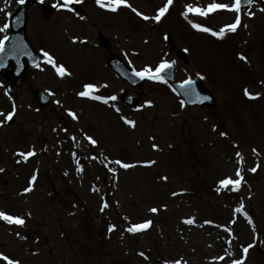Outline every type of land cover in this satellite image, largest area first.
Returning <instances> with one entry per match:
<instances>
[{
	"label": "rangeland",
	"instance_id": "374dc122",
	"mask_svg": "<svg viewBox=\"0 0 264 264\" xmlns=\"http://www.w3.org/2000/svg\"><path fill=\"white\" fill-rule=\"evenodd\" d=\"M96 1L81 0L90 14L82 16V24L71 14H46L41 8L45 6H36L47 0L30 4L27 31L47 55L44 66L15 90L13 101L0 90V211L25 220L19 225L0 218V253L20 264H233L235 260L264 264V123L259 124L264 121V12L248 22L241 12L232 42L234 32L225 26L238 13L231 10L207 16L187 12L193 26L200 23L213 32L223 29L220 37L196 27L189 31L175 10L156 23L153 15L159 14L161 0H127L118 6L108 0L114 13L103 17L98 14L101 10L90 8ZM189 1L188 5L203 8L233 3ZM16 2L0 0V41ZM129 2L131 7L124 5ZM94 12L99 18L92 16ZM98 29L112 50L139 70L155 69L173 57L179 60L180 78L199 70L206 81L218 85V102L211 111L188 110L179 98L151 84L145 86L148 96L138 110H123L115 100L128 87L104 68L108 53L98 47ZM42 32L51 37L42 41ZM75 37L89 39L92 46L74 44ZM238 52L254 63L246 87L259 95H248V102L237 95L246 103L237 98L234 104L235 97L228 102L225 94L236 95L239 88V64L234 58ZM53 55L72 67L76 78L66 72L60 81L62 77L48 69L49 57L56 63ZM244 72L241 69L240 74ZM85 82L96 86L89 96L109 94L115 99L104 106L78 101L76 89ZM33 86L48 88L54 97L44 113L32 109ZM224 106L230 115H224ZM10 111L13 123L6 118ZM248 118L257 122V131L247 127L243 138ZM245 139H260L254 145L259 144V155ZM30 151L35 154L21 155ZM125 163L131 167L124 168ZM228 178L241 182L225 187L221 181ZM26 187L32 191L25 192ZM190 219L194 223H188ZM147 220L152 224L146 229L128 231ZM236 220L238 224L231 227ZM249 244L254 247L245 256L243 248ZM0 264L7 261L0 259Z\"/></svg>",
	"mask_w": 264,
	"mask_h": 264
},
{
	"label": "snow or ice",
	"instance_id": "6c2138e0",
	"mask_svg": "<svg viewBox=\"0 0 264 264\" xmlns=\"http://www.w3.org/2000/svg\"><path fill=\"white\" fill-rule=\"evenodd\" d=\"M98 3H101L103 5V2L104 0H97ZM173 2V0H167V4L165 7H161L159 9V15H157L155 17L156 20H160L161 17L168 11V5H171ZM249 3L252 2V0H248ZM111 3L113 5H120V4H123V3H127V0H111ZM241 3H242V0H235L234 4H227V3H211L209 5H207L206 8H203V7H194L193 5H188L187 8H188V11L189 12H196L197 14L199 15H202V16H207L210 12H214L216 10H231V11H234L236 13H239L241 11ZM129 7H131V5H128ZM251 14V13H250ZM141 15H143V13H141ZM145 19H148V17H145ZM241 23V20H240V17L239 15L236 17L234 23L232 24H229V25H226L225 27L230 30V31H235L237 26H239ZM194 27L198 28V29H202L206 32H212L213 35H216V36H220V37H223L224 36V30L221 29L219 31H215L213 32V29L210 28V27H204L202 24L200 23H196L194 24ZM5 39H7V37H5ZM3 47V44L2 42H0V49H2ZM45 55H47V53H45ZM246 59V58H245ZM49 62H54L52 61V58L49 57ZM170 63L168 61H163L159 64V66L157 68H155V70H153V68L151 66H146L142 71H139L137 72L136 74L138 76H150L152 77L153 79H158V80H163V76L160 75V73L170 67ZM58 72L61 76L65 75L66 73V69L61 65L58 67ZM186 83L188 84H191L192 81L191 79H189L188 81H186ZM87 91H83L81 93H79V95L81 96H89L91 95V90L94 89L96 86L93 85V84H88L85 86ZM245 92L247 95H249L250 97H254V95H259V94H253L251 92H248L247 89H245ZM95 99H105L104 97H95ZM112 99H115V97H112ZM149 104L151 103V101L148 102ZM72 116H76V113L75 112H71L70 113ZM2 115V114H0ZM8 120H11L13 118V113H9L7 114V117H6ZM3 121H0V123H2ZM127 123L129 124H132L134 125L135 124V121H132V120H128ZM74 139V137H73ZM87 139L89 141H91L92 144H96L97 141L95 139H93L91 136H88ZM154 147H158L156 145H154ZM34 151H30V152H27V153H21V155H23L25 158L27 157H30L32 155H34ZM116 163H121V161H116ZM148 163H154V162H148ZM123 167L124 168H129L131 167V165L129 164H123ZM0 171H3V169H0ZM81 171H83V168H81ZM252 171H256L255 168L252 169ZM237 176L240 175L239 171L236 173ZM32 181L34 182L36 180V176H33L32 178ZM164 179H167V177H164ZM240 180L237 179V180H233L231 178H228V179H225V180H222L221 181V184H223L225 187L229 186V185H239L240 184ZM25 192H30L32 191V188L30 187H26L24 189ZM104 207H108L107 203L104 204ZM103 210V209H102ZM239 210V209H238ZM152 212H156L158 211V209L156 208H152L151 209ZM245 215H247V213H245ZM0 218H2L3 220L5 221H8V222H14L16 224H19V225H23L25 223V220L23 217H20V216H13V215H10L4 211H0ZM188 223H194V220H188L187 221ZM152 224V221L151 220H147L143 223H140V224H134L132 227H130L128 229L129 232H136L138 230H141V229H146L147 227H149L150 225ZM116 226L115 225H112V228L114 229ZM17 235H19V233H17ZM254 247L252 244H249L248 246L244 247L243 248V253L245 254V256L247 255V253L249 252V249ZM141 255H143V253H141ZM0 259H3L4 261H7V264H20V262L18 260H14V259H11L9 256H7L6 254L4 253H0ZM221 259H223V257H221ZM175 264H181L180 261H176ZM233 264H243V261L242 260H235L233 261Z\"/></svg>",
	"mask_w": 264,
	"mask_h": 264
},
{
	"label": "water",
	"instance_id": "95a60500",
	"mask_svg": "<svg viewBox=\"0 0 264 264\" xmlns=\"http://www.w3.org/2000/svg\"><path fill=\"white\" fill-rule=\"evenodd\" d=\"M4 63H0V73L2 74H7V75H12L13 74V81L15 82L18 76H15L16 73H21L23 66L26 67L25 70L23 71V73L18 77L19 79H21V77L25 74V72L28 70V66H26V61L23 60V62H21V57L17 54H13V65L11 64L10 60H9V54L8 51H6V54L4 55V57L2 58ZM8 60V61H5ZM7 62V63H6ZM20 65L22 66L20 68ZM6 69V70H5ZM120 70H123V72H118L122 77H124L125 79H127L128 81L131 82H135L137 81L135 74L133 71L127 69L126 67H124L123 65H121V67L119 68ZM140 83H136V85H140Z\"/></svg>",
	"mask_w": 264,
	"mask_h": 264
}]
</instances>
